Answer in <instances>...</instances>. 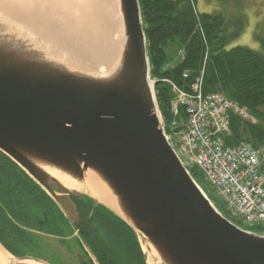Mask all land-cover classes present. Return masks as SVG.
I'll list each match as a JSON object with an SVG mask.
<instances>
[{"label": "water", "instance_id": "95a60500", "mask_svg": "<svg viewBox=\"0 0 264 264\" xmlns=\"http://www.w3.org/2000/svg\"><path fill=\"white\" fill-rule=\"evenodd\" d=\"M117 5L119 55L106 75L75 67L0 12V153L70 223L79 226L75 200L107 209L161 264H264V236L223 217L171 146L149 79L139 2ZM89 177L116 210L85 189Z\"/></svg>", "mask_w": 264, "mask_h": 264}, {"label": "trees", "instance_id": "16d2710c", "mask_svg": "<svg viewBox=\"0 0 264 264\" xmlns=\"http://www.w3.org/2000/svg\"><path fill=\"white\" fill-rule=\"evenodd\" d=\"M138 2L150 76L157 81L154 92L167 131L171 132L173 93L164 80L188 92L202 67L205 93L220 91L250 117L264 122V41L261 42V52L240 46L228 49L236 35L226 32V21L220 14L199 13L194 0ZM175 40L183 48L185 57L174 69L163 71L167 61L166 47ZM184 73L188 74L187 79L183 78ZM181 117L182 114L178 119ZM230 133L225 140L229 146L244 141L243 138L254 147L264 144V127L243 120L234 112L230 115ZM190 173L198 175V170L191 167ZM74 202L80 212L77 231L53 201L16 164L0 153V224L5 233L0 236V244L6 251L16 257L38 258L37 251L41 252V249L36 246L38 236L33 232L55 234L57 229L68 227L71 234L77 233L76 240L83 253L82 257L79 256V264H94L85 249L94 256L96 264H114L121 258L124 246L140 256L139 264H146L134 233L119 218L102 207L93 208L90 202ZM53 220H57L54 231ZM252 231L261 234L257 228ZM126 236L132 238L133 245ZM10 239L12 243L8 241ZM83 259L86 261L82 262Z\"/></svg>", "mask_w": 264, "mask_h": 264}, {"label": "built area", "instance_id": "2783aa9c", "mask_svg": "<svg viewBox=\"0 0 264 264\" xmlns=\"http://www.w3.org/2000/svg\"><path fill=\"white\" fill-rule=\"evenodd\" d=\"M180 107L186 122L177 136L185 163L200 169L233 215L248 225L264 227V145H223L229 134V113H243L220 94L203 95L200 79L192 85V93L178 92L172 103L175 114Z\"/></svg>", "mask_w": 264, "mask_h": 264}, {"label": "bare ground", "instance_id": "6f19581e", "mask_svg": "<svg viewBox=\"0 0 264 264\" xmlns=\"http://www.w3.org/2000/svg\"><path fill=\"white\" fill-rule=\"evenodd\" d=\"M0 12L21 21L75 67L106 75L115 66L121 37L117 0H0ZM85 189L116 210L100 182L93 183L89 177ZM8 258L13 257L0 248V261L11 264ZM155 258L153 253L148 255L147 264H156Z\"/></svg>", "mask_w": 264, "mask_h": 264}, {"label": "rangeland", "instance_id": "374dc122", "mask_svg": "<svg viewBox=\"0 0 264 264\" xmlns=\"http://www.w3.org/2000/svg\"><path fill=\"white\" fill-rule=\"evenodd\" d=\"M194 4L195 9L201 14H220L224 18L226 21V32H228L229 35H236L235 39L228 45V49L240 46L261 52V42L264 41V0H194ZM11 24L15 27L23 28L16 22L12 21ZM32 36L34 37L37 35L33 33ZM181 50H183V48L180 46L177 40L173 41L166 47L167 61L163 66V71L172 70L181 61H183L182 57L184 53L182 54ZM151 80L152 86L154 88L157 81L155 78H151ZM164 81L172 86V82L167 80ZM242 111L244 113V116H242L243 120H250L252 123L259 124L264 127V122L255 120L244 110ZM175 121L178 120L172 118L170 127L172 126L175 128ZM243 139L244 142H246V139ZM199 173L200 172L198 171V175L193 176L196 183L204 191L210 201L218 208V210H220L223 215L228 216L227 207L223 200V196L219 193L218 189L206 181L202 177L201 173ZM223 205L225 208H223ZM230 216L238 220L237 216L232 214H230ZM237 220H232L233 224L242 229L248 228V226H246L243 222ZM56 221L57 220H53L52 222L53 231L56 226ZM23 230L28 231L27 228H23ZM57 231L58 233L55 234L48 233L47 231V233L43 231L33 232L38 236L36 246H39L41 249V252L37 251L38 256H41L46 262H49V264H79V256L82 257L83 253L79 248L78 242L76 240L78 238H75V233L71 234V231L68 227L59 228ZM126 239L127 241H130L131 245H133V240L131 237L126 236ZM124 247L121 250V258L115 260L113 263L139 264L140 256L138 257V255H135L131 250L128 251L126 246ZM4 251L8 253L6 250ZM86 252L90 257L89 259H91L92 262L95 261L94 256L89 253L87 249ZM143 255V259L147 264V253L143 251ZM84 261H86V259H83L82 262ZM155 263L161 264L157 258H155Z\"/></svg>", "mask_w": 264, "mask_h": 264}, {"label": "flooded vegetation", "instance_id": "af4514ba", "mask_svg": "<svg viewBox=\"0 0 264 264\" xmlns=\"http://www.w3.org/2000/svg\"><path fill=\"white\" fill-rule=\"evenodd\" d=\"M1 235H5V233H4V231H3V229L1 228V224H0V236ZM10 243H12V241H11V239L10 240H8ZM39 258H42V257H39ZM43 259V258H42ZM45 261V260H44Z\"/></svg>", "mask_w": 264, "mask_h": 264}, {"label": "crops", "instance_id": "0c3cea01", "mask_svg": "<svg viewBox=\"0 0 264 264\" xmlns=\"http://www.w3.org/2000/svg\"><path fill=\"white\" fill-rule=\"evenodd\" d=\"M23 264H29V261H27V262H24Z\"/></svg>", "mask_w": 264, "mask_h": 264}]
</instances>
